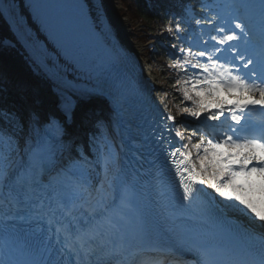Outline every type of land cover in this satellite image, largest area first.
<instances>
[{
    "label": "snow or ice",
    "instance_id": "obj_1",
    "mask_svg": "<svg viewBox=\"0 0 264 264\" xmlns=\"http://www.w3.org/2000/svg\"><path fill=\"white\" fill-rule=\"evenodd\" d=\"M28 6L54 45L51 52L41 45L43 59L54 67L62 60L95 84L82 88L53 73L59 118L0 111V264H264V0H201L200 16L186 5L185 17L166 29L174 41L169 67L188 106L173 115L164 105L149 125L179 185L166 184L165 168L158 170L159 213L140 202L136 178L120 167L122 144L93 137V159L63 163L73 95L103 96L113 87L110 58L84 46L59 14L71 8L94 34L81 0ZM16 9V0H0V15L22 39L31 36ZM108 95L119 109L120 89ZM20 223L36 225L42 246L19 239Z\"/></svg>",
    "mask_w": 264,
    "mask_h": 264
},
{
    "label": "bare ground",
    "instance_id": "obj_2",
    "mask_svg": "<svg viewBox=\"0 0 264 264\" xmlns=\"http://www.w3.org/2000/svg\"><path fill=\"white\" fill-rule=\"evenodd\" d=\"M89 1L92 2L93 0ZM98 1L104 13L103 15L106 16L107 21L113 27L121 42H123L133 56L142 60V48L132 43L131 34L128 30L129 20L124 17V11L122 7L118 6V0ZM16 3H19L16 9L17 14L27 21V27L36 33L39 42H46L45 36L36 29L32 22L28 14V9L24 6V1L16 0ZM94 10L96 9L94 8ZM0 58L3 59V71L5 74L9 75V77L20 85L24 84L29 77L34 79L41 89L43 103L47 102L45 97L53 93L49 78L31 60L32 58L10 29L3 15H0ZM152 78L154 79L155 77L152 76ZM159 88V85H157V92ZM52 97L50 96L48 98L52 99Z\"/></svg>",
    "mask_w": 264,
    "mask_h": 264
},
{
    "label": "trees",
    "instance_id": "obj_3",
    "mask_svg": "<svg viewBox=\"0 0 264 264\" xmlns=\"http://www.w3.org/2000/svg\"><path fill=\"white\" fill-rule=\"evenodd\" d=\"M163 1L167 0H124V4L131 18L140 25L138 39L145 43L149 39L155 42L153 46L147 47L148 53L152 57L159 74L170 88L173 98L179 103L181 102L180 94L177 93L179 86H175V81L180 76L169 67L171 59L163 46L168 42H174L166 31L169 21H172L170 18L171 11L166 12V9L161 6L160 3ZM0 101L8 107L19 110H23L31 102L28 90L16 91L13 89L10 92L0 91Z\"/></svg>",
    "mask_w": 264,
    "mask_h": 264
},
{
    "label": "rangeland",
    "instance_id": "obj_4",
    "mask_svg": "<svg viewBox=\"0 0 264 264\" xmlns=\"http://www.w3.org/2000/svg\"><path fill=\"white\" fill-rule=\"evenodd\" d=\"M118 6L122 7V9L124 11V17L129 20V29L128 30L130 31V34H131V38H132V41H133L132 43L135 44V45H139L142 48V60L145 63L146 70H148L152 75H154V77L156 79V82L158 83V85L160 87L159 90L161 91V93L164 96H167L168 97V99L172 103L173 107L179 113L180 107H182V106H188V105L187 104H185V105L177 104V103H175L173 101V99L170 96V90L168 89V87L166 86L165 82L161 78L158 70L155 68L154 63H153V60L151 59V57H149V55L147 53V46L149 44H152V42L151 43H147V44H143V43H139L136 40V38L138 36L139 28H140L139 27V24L138 23L136 24L135 21H132L131 20L130 16L128 15V11L126 10V8L123 5V0H118ZM1 67H3V59L0 58V72L3 71ZM17 85H19L21 88L22 87H25L26 85H30L34 89H36L37 91H39V84L36 83L35 80L32 79V78H30V77L26 80V84L20 85V84L17 83ZM38 94H40V92ZM180 94L182 95V92H180ZM186 121L189 124H196L197 123L196 121H193L190 116H187V115H186ZM210 123H212V122H210Z\"/></svg>",
    "mask_w": 264,
    "mask_h": 264
}]
</instances>
